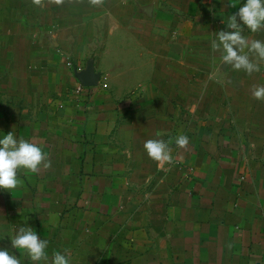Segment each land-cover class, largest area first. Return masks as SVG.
<instances>
[{
  "label": "crops",
  "instance_id": "crops-1",
  "mask_svg": "<svg viewBox=\"0 0 264 264\" xmlns=\"http://www.w3.org/2000/svg\"><path fill=\"white\" fill-rule=\"evenodd\" d=\"M240 3L0 0V131L52 164L0 190V248L30 226L73 264H264V61L211 47Z\"/></svg>",
  "mask_w": 264,
  "mask_h": 264
},
{
  "label": "clouds",
  "instance_id": "clouds-1",
  "mask_svg": "<svg viewBox=\"0 0 264 264\" xmlns=\"http://www.w3.org/2000/svg\"><path fill=\"white\" fill-rule=\"evenodd\" d=\"M91 3L100 5L102 0H91ZM236 5L235 2L230 3L232 7ZM223 23L226 29L216 32V38L211 42L213 52L221 54V65L226 64L248 75L259 72V61H264V40L254 39L249 42L244 31L247 29L255 34L264 30V0H243L238 10L231 13ZM252 95L257 100H264V85L254 87ZM0 133V190L11 193L18 189L22 185V180L18 178L21 170L35 174L41 166H52L43 146L23 137L17 138L14 131ZM172 143V138L149 139L145 141L144 149L152 160L163 165L173 161ZM174 143L178 148H186L189 137L179 134L174 138ZM8 238L11 249L15 251L0 248V264H73L72 258L61 251H54L50 255L49 241L41 238L30 226L21 227ZM25 254L26 259H22Z\"/></svg>",
  "mask_w": 264,
  "mask_h": 264
},
{
  "label": "built area",
  "instance_id": "built-area-1",
  "mask_svg": "<svg viewBox=\"0 0 264 264\" xmlns=\"http://www.w3.org/2000/svg\"><path fill=\"white\" fill-rule=\"evenodd\" d=\"M80 91H81L80 87L76 89V92H80Z\"/></svg>",
  "mask_w": 264,
  "mask_h": 264
}]
</instances>
